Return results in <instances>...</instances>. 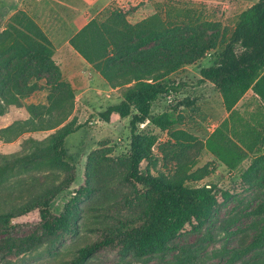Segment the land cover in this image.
<instances>
[{
  "label": "trees",
  "instance_id": "16d2710c",
  "mask_svg": "<svg viewBox=\"0 0 264 264\" xmlns=\"http://www.w3.org/2000/svg\"><path fill=\"white\" fill-rule=\"evenodd\" d=\"M106 17L91 19L69 42L111 85L133 83L120 102L100 112L105 122L116 116L130 117L131 149L122 160L124 168L115 172V166L107 165L105 171L110 182L130 183L133 189L124 194L128 211L110 213L109 220L103 221L100 238L79 246L70 264H83L106 248L122 257L164 255L174 249L177 237L186 231L200 232L209 225L220 199L226 201L232 197L230 190L216 184L196 186L187 182L202 178L207 170L205 167L200 174L189 172L188 152L197 147L198 138L185 130L171 131L176 139L172 143V149L175 148L172 152L177 158L175 176L155 175L149 169H142L149 145L140 132V124L150 121L170 131L178 121L171 111L176 112L181 105L194 104L193 99L185 98L167 111L152 113L160 97L179 91V85L166 79L170 73L196 63L209 51L219 48L214 63L200 68L199 81L214 85L229 116L199 149L207 147L233 168L246 151L264 145V0L243 10L228 36L221 35L214 23L182 20L170 24L158 13L136 23L129 22L127 12L121 9L110 11ZM54 53V44L46 31L25 11L13 15L0 30V115L5 106L13 105L25 107L30 114L29 118L2 129V138L13 141L25 132L55 129L41 140L29 138L32 149L28 152L2 156V257L33 251L47 239L69 231L77 222L69 202L60 210L55 203L75 179V168L69 165L64 141L81 125H76L74 118L66 122L74 108L75 96L70 84L62 78ZM42 78L49 89L48 104H25L22 98L42 87L33 80ZM249 94L259 98L260 106L249 113L251 120L237 130L234 122L241 116L239 109L243 105L240 104ZM58 171L63 173V178L59 180L51 175L57 179L54 184L40 190L29 186L27 198L23 189L14 195L15 189L24 185V174L37 172L41 175L34 177L43 182L48 176L42 172H48L47 175ZM245 177L249 187L264 192V153L256 157ZM95 179L94 173L88 170L84 184L74 191V197L90 196L97 189ZM253 214L256 218L251 224L254 230L251 240L235 247L225 246L220 253L221 264H264V201L253 209ZM21 224L34 229L29 234L18 235L15 229ZM194 256L187 254L182 260L193 264Z\"/></svg>",
  "mask_w": 264,
  "mask_h": 264
},
{
  "label": "rangeland",
  "instance_id": "374dc122",
  "mask_svg": "<svg viewBox=\"0 0 264 264\" xmlns=\"http://www.w3.org/2000/svg\"><path fill=\"white\" fill-rule=\"evenodd\" d=\"M256 1L258 0H0V30L7 26L13 15L25 11L50 37L55 47L53 58L60 66L62 78L70 84L75 96L74 108L66 122L74 118L77 120L76 125H81L64 141L69 165L75 168V179L55 201L57 210L69 202L76 224L69 231L47 239L33 251L4 257L0 255V264H70L77 255L79 246L100 238L103 221L109 220L110 213L120 210L127 212L129 208L125 204L124 194L133 187L130 183L118 185L110 182L105 170L107 165L115 166V172L124 168L122 160L129 155L131 149L130 117L116 116L110 122H105L100 118V112L109 105L120 102L133 83L111 85L73 48L69 42L71 36L91 19L104 20L115 9L126 11L131 23L158 13L170 24L182 20L214 23L221 35L225 33L228 36L240 13ZM218 50L219 48L211 50L196 63L185 65L166 76V79L179 85V91L160 97L154 103L152 113L167 111L171 105H176L178 100L185 98L193 99L194 104L181 105L176 112L171 111L178 121L170 131L162 130L150 121L140 124V132L149 145L148 157L142 162V169H149L155 175L175 176L177 158L172 152L175 151L172 143L176 139L171 131L185 130L198 138L197 147L188 152L187 158L191 161L189 172L200 174L205 167L207 170L202 178L187 182L196 186L216 184L230 190L232 197L226 201L221 198L211 223L200 232L186 231L177 237L173 243L174 249L164 255L137 258L128 254L122 257L116 251L106 248L94 253L83 264H190L182 260L187 254L195 255L193 264H221L220 253L225 246L235 247L251 240L254 233L251 224L256 218L253 209L264 201V192L259 188L249 187L245 175L256 157L264 153V145H256L252 151H246L244 158L233 168L213 155L207 147L199 149L227 117L222 98L214 85L199 81L200 68L213 64ZM33 81H37L42 87L23 97V102L48 104L49 89L45 84L46 80L42 78ZM240 105H243L239 109L241 118L237 116L234 122L237 130H241L244 123L251 120L249 113L260 106V100L249 94ZM29 117L25 107L5 106L0 115V162L3 155L24 154L31 150L29 138L41 140L55 130L25 132L13 141L2 138V129ZM88 170L96 177L94 181L97 189L88 197L76 199L74 191L84 184ZM42 173L48 176L43 182L34 177L41 175L37 172L24 174V185L14 188V195L17 196L19 189H23L22 193L27 198L29 186L40 190L55 183L53 181L57 179L51 175L57 176L59 180L63 178V173L59 171L47 175L48 172ZM33 229L31 225L21 224L16 227L15 233L26 235Z\"/></svg>",
  "mask_w": 264,
  "mask_h": 264
},
{
  "label": "crops",
  "instance_id": "0c3cea01",
  "mask_svg": "<svg viewBox=\"0 0 264 264\" xmlns=\"http://www.w3.org/2000/svg\"><path fill=\"white\" fill-rule=\"evenodd\" d=\"M79 30H80V29H79ZM79 30H78V31H79ZM207 82H208V81H207ZM223 106H224V105H223ZM224 109H225V107H224ZM225 112H226V116L228 117V116H229V112L226 111V109H225ZM227 117H226V118H227Z\"/></svg>",
  "mask_w": 264,
  "mask_h": 264
}]
</instances>
